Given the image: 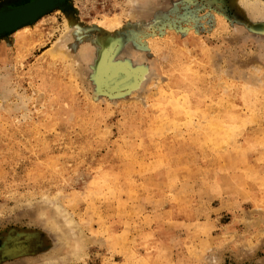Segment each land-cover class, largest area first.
<instances>
[{
  "label": "rangeland",
  "instance_id": "1",
  "mask_svg": "<svg viewBox=\"0 0 264 264\" xmlns=\"http://www.w3.org/2000/svg\"><path fill=\"white\" fill-rule=\"evenodd\" d=\"M262 24L66 0L0 34V264H264Z\"/></svg>",
  "mask_w": 264,
  "mask_h": 264
},
{
  "label": "water",
  "instance_id": "2",
  "mask_svg": "<svg viewBox=\"0 0 264 264\" xmlns=\"http://www.w3.org/2000/svg\"><path fill=\"white\" fill-rule=\"evenodd\" d=\"M33 1L34 2L32 3L36 4L38 3V1H44V0H33ZM54 2H55L54 0H47L46 2L40 3L37 6V8L29 11H27L26 7L28 5H31V3H27L6 10H1L0 15L1 16L4 15V17L9 15L11 20H9L8 22H0V34H3L5 32H11L13 29L17 27L35 21L42 14L52 9ZM260 27L264 29V24H262Z\"/></svg>",
  "mask_w": 264,
  "mask_h": 264
},
{
  "label": "bare ground",
  "instance_id": "3",
  "mask_svg": "<svg viewBox=\"0 0 264 264\" xmlns=\"http://www.w3.org/2000/svg\"><path fill=\"white\" fill-rule=\"evenodd\" d=\"M47 0H44V1H38V3H36V4H34V3H32V2H34V1H31V2H29V3H31V5H28L27 7H26V9H27V11H29V10H32V9H35V8H37V6L40 4V3H42V2H46ZM242 2H243V0H241ZM245 5V4H244ZM247 5V4H246ZM67 7V6H66ZM250 7V9L252 10V12H254V13H257V12H260V11H262L261 9L259 10V7L257 6V7H252V5L251 6H249ZM63 8V7H62ZM72 8V7H71ZM70 10V9H69ZM65 23H66V26H68V25H70V24H73V22H74V16H73V14L71 13V12H69L68 10H65ZM64 15V14H63ZM9 20H11V18L9 17V15H7L6 17H4V15L3 16H1L0 15V22H8ZM68 24V25H67ZM26 25H29V24H25V25H23V27L24 26H26ZM22 26H20V27H17V28H15V29H13L12 31H16L17 29H20ZM69 27V26H68ZM76 27V26H75ZM24 29H26L27 30V28H24ZM25 31V30H24ZM74 32H77L76 30H71L70 31V35H72ZM54 57V56H53ZM18 248H20L21 247V245L20 246H17ZM73 254V253H72ZM51 258V257H50ZM51 262V261H50Z\"/></svg>",
  "mask_w": 264,
  "mask_h": 264
},
{
  "label": "flooded vegetation",
  "instance_id": "4",
  "mask_svg": "<svg viewBox=\"0 0 264 264\" xmlns=\"http://www.w3.org/2000/svg\"><path fill=\"white\" fill-rule=\"evenodd\" d=\"M31 1H33V0H30V1H28V2H31ZM55 2H54V5L55 4H57V3H60V2H63V1H66V0H54ZM28 2H26V3H28ZM25 4V3H24ZM23 5V4H22ZM20 6V5H19ZM6 10V9H5Z\"/></svg>",
  "mask_w": 264,
  "mask_h": 264
}]
</instances>
